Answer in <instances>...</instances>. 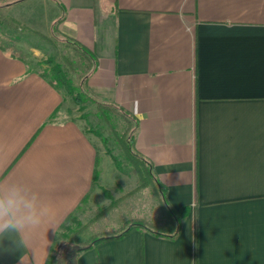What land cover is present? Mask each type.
Instances as JSON below:
<instances>
[{"label":"crops","instance_id":"1","mask_svg":"<svg viewBox=\"0 0 264 264\" xmlns=\"http://www.w3.org/2000/svg\"><path fill=\"white\" fill-rule=\"evenodd\" d=\"M6 3L30 28L91 51L87 94L138 121L137 154L171 206L189 207L175 235L133 227L76 264H264V0ZM21 53L0 35V181L29 183L54 214L28 247L0 242V264H48L94 189L100 150L67 118L63 89Z\"/></svg>","mask_w":264,"mask_h":264},{"label":"rangeland","instance_id":"2","mask_svg":"<svg viewBox=\"0 0 264 264\" xmlns=\"http://www.w3.org/2000/svg\"><path fill=\"white\" fill-rule=\"evenodd\" d=\"M9 5L0 4L3 41L18 44L21 54H28L36 70L45 72L52 80L55 75L52 68L60 65L66 80L74 86V91L78 90L82 99V103L76 102L74 95L59 86L66 95L62 107L67 118L82 120L88 131L98 137L99 143L100 160L94 189L60 229L48 264H76L74 254L80 248L91 244L95 238L124 231L133 224L134 218L169 227L159 187L151 180L149 185L141 187L138 170L124 149V141L128 145L132 137L135 119L116 105H106L109 108L103 111L86 92V79L94 67L91 51L86 52L81 44L58 31L43 37L13 17ZM177 223L174 220V231Z\"/></svg>","mask_w":264,"mask_h":264},{"label":"clouds","instance_id":"3","mask_svg":"<svg viewBox=\"0 0 264 264\" xmlns=\"http://www.w3.org/2000/svg\"><path fill=\"white\" fill-rule=\"evenodd\" d=\"M53 214L52 205L29 183L0 181V242L12 241L16 250L28 247L34 232Z\"/></svg>","mask_w":264,"mask_h":264},{"label":"trees","instance_id":"4","mask_svg":"<svg viewBox=\"0 0 264 264\" xmlns=\"http://www.w3.org/2000/svg\"><path fill=\"white\" fill-rule=\"evenodd\" d=\"M33 31H35L36 33H39L40 35H42L43 37L46 36L42 33H40L39 31H36L34 29H32ZM76 41V40H75ZM74 41V42H75ZM76 43L81 44L80 42L76 41ZM81 46L84 48V50L86 52H90V50L83 44H81ZM91 53V52H90ZM53 71L55 72L54 75V79H53V83L57 84L58 86H62L65 87L66 90L74 95V99L76 100V102L78 103H82V99L81 96L78 92V90L74 91V86L72 84H70L65 77V74L62 70V68L60 67V65H54V67L52 68ZM93 99V98H92ZM94 101H96L95 99H93ZM98 104V107L100 109H103V111H105V109L109 108L106 105V103H102L100 101H96ZM123 109V108H122ZM124 110V109H123ZM128 113V112H127ZM129 114V113H128ZM135 119V118H134ZM136 124L134 126V129L137 126L138 121L135 119ZM133 129V131H134ZM124 149L127 153V156L130 160V162L136 166L137 170H138V174L141 180V187H146L147 185H149L151 183V181H154L156 183V185L159 187L160 190V197L162 200V204H163V209L166 211L168 217L170 219L176 220L178 223L175 231H174V225H172L169 229H160V228H156L154 227L152 224H150L149 222L144 221L143 219H139V218H134L132 220V225L127 227L124 231H121L120 233H117L116 235L113 236H102L99 238H95L94 241L91 244H88L82 248H80L75 254H74V262H75V258L77 253L86 250L88 248H91L95 243L100 242L102 240H108V239H112V238H120L122 236H124L127 232H129L133 227H140V228H147V229H157L159 232H170L173 233L174 235L180 230V224L184 219L187 218L188 214H189V207L188 206H183L180 209H175L171 206V204L169 203L167 197H166V192L164 189H161V183L159 181H157L156 176L154 174V169L152 164L147 161L146 159H144L143 157H141L140 155L137 154L136 149H135V142H134V137H133V132H132V137L130 138L129 144L127 145L126 142L124 141ZM152 176V177H151ZM153 178V180H152ZM151 180V181H150ZM72 218V215L68 217V221ZM174 222V221H173ZM73 262V263H74Z\"/></svg>","mask_w":264,"mask_h":264}]
</instances>
